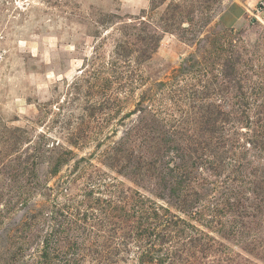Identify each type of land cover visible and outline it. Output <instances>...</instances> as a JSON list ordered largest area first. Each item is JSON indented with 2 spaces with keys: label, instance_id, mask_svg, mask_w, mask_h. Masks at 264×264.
I'll list each match as a JSON object with an SVG mask.
<instances>
[{
  "label": "rangeland",
  "instance_id": "1",
  "mask_svg": "<svg viewBox=\"0 0 264 264\" xmlns=\"http://www.w3.org/2000/svg\"><path fill=\"white\" fill-rule=\"evenodd\" d=\"M0 264H264V0H0Z\"/></svg>",
  "mask_w": 264,
  "mask_h": 264
}]
</instances>
